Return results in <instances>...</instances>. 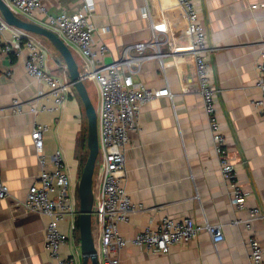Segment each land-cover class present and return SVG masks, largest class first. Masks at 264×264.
<instances>
[{
    "label": "crops",
    "instance_id": "0c3cea01",
    "mask_svg": "<svg viewBox=\"0 0 264 264\" xmlns=\"http://www.w3.org/2000/svg\"><path fill=\"white\" fill-rule=\"evenodd\" d=\"M92 1L94 39L107 46L104 62L121 60L124 47L151 41L156 31L163 55L143 61L140 67L133 65V78L149 88L169 87L172 93L142 106L140 128L131 135L125 186L133 201L142 203L143 208L135 211L129 222L119 225L121 234L131 239L167 216L220 223L224 231L219 243L203 231L188 243L174 245L168 253H150L145 247L129 244L121 252L122 263L251 264L248 240L259 239L264 250V219H252L250 229L233 221L247 220L250 208H264V114L253 105L261 96L256 65L264 46V0H194L215 49L216 116L246 193L247 206L241 211L235 209L229 183L220 170L194 54L171 52L173 43H188L183 7L178 0ZM84 2L45 0L49 14L62 10L74 13ZM30 34L48 46L50 71L71 79L57 49L45 38ZM14 41L11 29L0 36L2 45H13ZM70 47L84 73H88L86 58L76 46ZM25 58L26 51L20 55L12 51L0 60V179L10 191L0 200V264H58L45 250L49 217L27 213L23 204L40 171L32 130L36 122L49 125L45 153L62 152L72 178V196L79 203L82 163L89 153L88 119L74 86L59 110L33 113L32 102L44 101L50 107L54 103L40 96L47 87L27 72ZM90 81L94 88L87 81L86 85L98 111V84ZM15 99L20 101L21 113L9 109ZM97 181L98 189V177ZM98 223L95 238L100 234ZM69 227V221L62 223L64 231ZM78 230L79 226L62 253H74L82 263Z\"/></svg>",
    "mask_w": 264,
    "mask_h": 264
},
{
    "label": "built area",
    "instance_id": "2783aa9c",
    "mask_svg": "<svg viewBox=\"0 0 264 264\" xmlns=\"http://www.w3.org/2000/svg\"><path fill=\"white\" fill-rule=\"evenodd\" d=\"M7 1L20 16L29 17L49 27L68 45L76 46L86 58L88 78L98 84L100 154L96 171L99 186L95 193L94 211L100 231L96 238L99 264H123L121 252L129 244L145 247L150 253H168L174 245L188 243L203 231L211 235L214 243L223 241L222 224L208 221L198 223L189 217L178 219L167 216L156 225L147 226L131 239L124 237L119 229L121 223L129 222L132 214L143 208L142 203L133 201L125 186L127 151L132 133L140 128L141 108L154 99L172 96L169 87L153 89L133 78V65L140 67L143 61L163 55L156 31H153L151 41H140L124 47L121 60L105 63L107 46L96 43L94 39L95 27L91 17L95 6L92 0H85L82 8L74 13L62 10L57 14L48 13L45 0ZM178 2L184 9L187 21L184 36L188 38V43H173L171 52L194 54L200 93L209 117L220 170L229 183L235 209L241 211L247 206L246 193L229 155L226 134L216 116L218 90L212 64L215 49L194 0ZM37 16L43 19H37ZM8 29L13 31L15 41L13 45L0 44V60L12 51L19 55L26 51L27 72L47 87V92L40 91V96L51 99L54 103V107H50L44 101L41 104L32 102L30 110L36 114L49 109L59 110L74 86L71 79L50 71L49 49L46 44L37 41L29 32L8 24L0 14V36ZM256 69L261 96L254 99L253 105L264 114V46ZM9 109L17 113L23 111L18 99L14 100ZM48 130L49 125L39 122H36L32 130L40 171L28 190L24 208L27 213L49 217L45 232V250L51 258L58 264H82L76 254L62 253L63 247L69 244L78 227L79 203L72 196V178L62 152L57 150L51 155L45 153L44 137ZM9 195V187L0 179V200ZM255 218L264 219L263 207L250 208L247 220L237 218L233 222L244 224L250 229L251 220ZM66 221L70 223L68 231L62 229V223ZM248 248L251 264H264V250L259 239L250 237Z\"/></svg>",
    "mask_w": 264,
    "mask_h": 264
},
{
    "label": "water",
    "instance_id": "95a60500",
    "mask_svg": "<svg viewBox=\"0 0 264 264\" xmlns=\"http://www.w3.org/2000/svg\"><path fill=\"white\" fill-rule=\"evenodd\" d=\"M0 14L14 27L45 38L60 54L59 61L64 62L71 77V82L81 97L88 119L87 145L88 157L83 167L79 185V231L82 264H99L97 242L93 231L95 203V172L99 165L100 142L98 112L89 94L84 73L71 47L49 27L20 16L7 0H0Z\"/></svg>",
    "mask_w": 264,
    "mask_h": 264
},
{
    "label": "rangeland",
    "instance_id": "374dc122",
    "mask_svg": "<svg viewBox=\"0 0 264 264\" xmlns=\"http://www.w3.org/2000/svg\"><path fill=\"white\" fill-rule=\"evenodd\" d=\"M87 82H88V84H90L91 86H92V89L94 88V83L92 82V81H90V79H87ZM86 162V161H85ZM97 177H98V173H97V171L95 172V186L97 187ZM95 210V209H94ZM97 229V215L94 213L93 214V231H95ZM77 242L79 243V235H80V231L78 230L77 231Z\"/></svg>",
    "mask_w": 264,
    "mask_h": 264
},
{
    "label": "trees",
    "instance_id": "16d2710c",
    "mask_svg": "<svg viewBox=\"0 0 264 264\" xmlns=\"http://www.w3.org/2000/svg\"><path fill=\"white\" fill-rule=\"evenodd\" d=\"M87 159V158H86ZM86 159L83 161V163H82V170H83V167H84V165H85V161H86ZM95 181V180H94ZM94 188H95V191L97 190V187L94 185ZM77 224H78V226H79V218H78V220H77Z\"/></svg>",
    "mask_w": 264,
    "mask_h": 264
}]
</instances>
